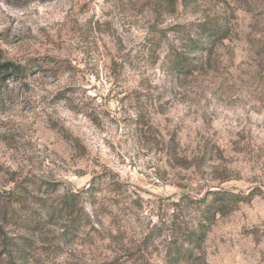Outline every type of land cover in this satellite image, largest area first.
<instances>
[{
    "label": "rangeland",
    "instance_id": "rangeland-1",
    "mask_svg": "<svg viewBox=\"0 0 264 264\" xmlns=\"http://www.w3.org/2000/svg\"><path fill=\"white\" fill-rule=\"evenodd\" d=\"M235 2L242 17L217 16L228 37L179 77L164 57L174 27L192 22L189 4L0 0V65L53 60L0 82V202L14 192L26 212L77 193L81 219L67 234L74 212L41 210L44 224L26 229L0 210V264H166L172 241L161 237L179 228L182 196L209 176L227 186L264 168V0ZM261 224L264 196L239 204L216 219L196 264L264 261L252 247Z\"/></svg>",
    "mask_w": 264,
    "mask_h": 264
},
{
    "label": "clouds",
    "instance_id": "clouds-1",
    "mask_svg": "<svg viewBox=\"0 0 264 264\" xmlns=\"http://www.w3.org/2000/svg\"><path fill=\"white\" fill-rule=\"evenodd\" d=\"M198 2L199 0H190L188 7L190 15L187 19L192 22H185L182 25L193 30L180 39L186 43V47L181 48L175 54L178 57L175 66L184 69L177 74L179 77L190 75V72L184 68L188 61V59H185L188 54L201 51L204 55H208V49L200 47L197 42L201 39H213L217 29L221 27V21L217 18L218 14L221 17L229 12L235 16L242 17L244 15V12L237 7L235 0H222L217 5L216 12H209L207 6L203 4L197 8ZM176 22L179 23L180 21ZM232 23L236 24L237 21H232ZM247 31L248 29L244 26V33ZM255 39H261V35L255 34ZM219 44L220 42L216 44L213 50ZM165 66L167 68V63ZM196 68L197 70L199 69V67ZM160 80L161 82L163 81L162 74ZM208 98L211 99V96L209 95ZM212 158L213 151L211 150L205 155L204 161ZM215 165L220 168L223 167L222 162L219 160L215 161ZM209 171H211V167H209ZM243 175L244 179L240 180L239 184H236L235 179H233L227 186L220 185L219 180L213 181L212 177L209 176L205 181L201 182L202 189H197L192 193L196 202L189 205L185 201V205L181 206L185 214L180 218L179 228L170 235L166 233L164 237H161L164 244H167L169 240L172 241L171 264H191L195 255L200 254L201 241L204 239V233L207 231L208 226L213 224V217L215 216L219 219L221 212L227 210L221 208V205L225 203L231 206L240 204L243 207L249 201L254 203L261 196H264V168L254 166L253 170L246 171ZM216 185H220V189L226 187L227 190H217ZM205 193L208 194L204 195ZM252 235H256V233ZM257 239L259 247H257V241L252 243V247L256 248L258 253H264V224L260 225V235L257 236ZM251 240L252 236H249V241L251 242ZM257 260L259 264H264V261L259 260V256H257Z\"/></svg>",
    "mask_w": 264,
    "mask_h": 264
},
{
    "label": "trees",
    "instance_id": "trees-1",
    "mask_svg": "<svg viewBox=\"0 0 264 264\" xmlns=\"http://www.w3.org/2000/svg\"><path fill=\"white\" fill-rule=\"evenodd\" d=\"M178 3L179 4H189L190 0H159L158 6L160 8L165 7V8L173 9ZM217 18L221 21V27L217 29L216 34L214 35L213 39L211 40L201 39L197 42L198 45H200V47L208 49V55L212 52L213 47L215 46L217 42L223 41L222 40L223 38L225 40L228 37L229 31H230L225 20H223L220 17H217ZM174 30H175L174 32L176 35V42L178 43L176 46L172 45L170 47V50L167 52V54L164 57V62L167 63V69H169L170 73L177 75L184 69L183 68L181 69L175 66L177 58H178L177 56H175V54L181 48L186 47V43L184 41H181L180 39H182L184 35L189 34L193 29H189L185 26L180 25V26L174 27ZM259 48L264 49V42L261 43ZM208 55H204V53L201 51H196L194 53L188 54L185 58V59H188V61H187V64L184 66V68H186L190 72V75H191L194 71L197 70L196 67H199L203 64L204 58ZM43 62H46V63H43ZM43 62H38L37 60H33V61H29L27 64L23 66L15 65L10 62L4 63L0 65V82L6 80V78L10 76L15 79H25L32 72L42 71V68L44 66H48L49 62H53V60H43ZM209 151L211 150L203 149V151H200V155H199L200 158H204L205 155ZM91 190H92V187L89 186L86 189H84L82 192L85 194H88L90 193ZM217 190H226V189L217 188ZM207 194L208 193H205L204 195H207ZM69 195H62L53 204L49 206L43 205L41 208H39V210H29L28 209L26 212L24 211L21 212V208H24V205L27 203V199L26 198L23 199L17 196V194H15L14 192L12 193L10 192L8 194V197L4 201L0 202L1 204L0 210H1V214L3 218L8 219L12 224L21 226L26 229H36L44 224V218L41 215V210H45L47 216H52L64 210L67 211L68 213L74 212L75 216L69 219V221L67 222L66 230H65L67 234H72L73 230L76 228L77 224L80 223L81 219L79 218L80 216L79 212L72 211L73 210L72 204L73 202H75L74 198L78 194L70 193ZM185 201H187L189 205L196 202V200L191 199L186 195L182 196L179 202L182 205H185ZM238 205L239 204H237L236 206H231L228 203L221 205L220 206L221 208L227 209V210L224 212H221L219 217H224L225 215L231 213L238 207ZM172 206L175 208H178L181 205H178V203H172ZM216 219L217 218L214 216L213 221L215 222ZM213 224L208 226L207 231L204 233V239L201 241L200 248H199L200 254L195 255V258L191 261V264L205 262L203 253L201 251V246L206 238L207 233L209 232ZM171 254H172V248L170 247L169 250L166 252V257H165L166 264H171ZM7 264H12V263L9 262Z\"/></svg>",
    "mask_w": 264,
    "mask_h": 264
}]
</instances>
